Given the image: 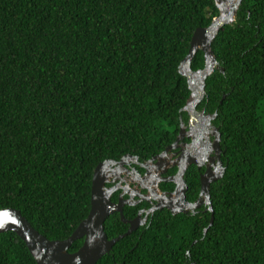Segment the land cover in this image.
<instances>
[{"label": "trees", "instance_id": "obj_1", "mask_svg": "<svg viewBox=\"0 0 264 264\" xmlns=\"http://www.w3.org/2000/svg\"><path fill=\"white\" fill-rule=\"evenodd\" d=\"M218 14L214 0H0V209L69 237L90 212L97 164L159 152L187 123L179 65ZM212 48L220 68L198 108L217 111L226 167L210 187L213 223L212 211L159 210L95 264H264V0H242ZM204 66L198 50L192 68ZM189 187L194 200L198 171ZM127 229L105 221L109 238ZM0 264L38 263L6 231Z\"/></svg>", "mask_w": 264, "mask_h": 264}, {"label": "water", "instance_id": "obj_2", "mask_svg": "<svg viewBox=\"0 0 264 264\" xmlns=\"http://www.w3.org/2000/svg\"><path fill=\"white\" fill-rule=\"evenodd\" d=\"M219 10V14L213 18L208 27H198L191 39L190 49L185 58L179 65V72L187 78L188 87L191 91L185 106L181 111H185L191 115V132L195 133L198 129L203 128L202 124L196 120L200 115L197 106L206 96V80L216 70L220 68L215 52L212 48V43L219 33L220 29L227 24H232L236 17L242 0H214ZM198 50H202L205 56V66L199 69L192 68V61ZM224 72V68H221ZM217 113L213 114L215 118ZM210 118V117H209ZM181 132L179 139L184 137V123L181 124ZM217 141L215 142V150L218 156V166L215 169L211 167L206 173L201 176V192L200 197L195 202L185 200L183 194V186L175 192L174 205H180L174 208L173 204L163 203L158 208H168L173 213L187 212L188 209L199 208L206 204L207 210L212 211L210 220L211 225L214 221L213 206L211 203L210 187L211 184L223 177L226 167L220 157L221 133L215 128ZM194 138V137H193ZM198 146L194 143L190 146L187 152V160L190 163H195L198 166L203 164V161L209 159L207 155L201 157L198 152ZM201 159V160H200ZM215 158H211L214 162ZM109 161L105 160L97 164L94 170L92 187H91V208L88 216L82 220L74 232L65 239H49L47 236L39 232L20 210L7 207L0 209V233L13 231L25 242L32 256L38 264H95L100 258L108 253L113 245L122 237L128 235L135 229L131 223L130 229L114 238H109L105 230V221L108 216L119 211L122 213V205H116L111 201V189L105 190V182L107 180L106 165ZM160 172L156 175L159 176ZM181 186V185H180ZM157 191V190H156ZM158 192V191H157ZM166 196L160 193L158 197ZM171 196V197H173ZM163 199H166L165 197ZM181 199V200H180ZM123 215V214H122ZM124 221H127L124 219ZM207 231V228L205 229ZM78 239H83L82 245L74 252H70L69 248L73 242Z\"/></svg>", "mask_w": 264, "mask_h": 264}, {"label": "flooded vegetation", "instance_id": "obj_3", "mask_svg": "<svg viewBox=\"0 0 264 264\" xmlns=\"http://www.w3.org/2000/svg\"><path fill=\"white\" fill-rule=\"evenodd\" d=\"M202 110L206 111L205 108ZM196 120L203 126V128H200L202 132L199 133V135L191 132L193 124H191V115L187 114V123L185 122L184 124V137L179 139L182 128L180 126V130L175 139L168 143L161 151L152 153L148 157L144 154L139 155L126 152L117 159H106L109 163L108 169L106 168L107 180L104 188L105 190H112L110 198L114 204L122 205V213L115 211L111 213L108 218L111 215H117L124 224L128 225L127 231L130 229L131 223H133L135 229L130 233H143L152 222L155 213L159 210H168L172 216L179 214L195 215L200 212H206L208 208L206 204L199 208L188 209L186 213H173L168 208L157 209V207L166 202L173 204L174 208H178L180 205H174L176 201L170 200L174 199L173 195L182 188V186L185 200L195 202L200 197L202 187L201 176L205 174L210 167L215 169L218 166V161L220 159H218L215 150V142L217 141L215 134V128L217 127L214 123L215 119H208L204 115H199ZM202 133L203 136L199 138ZM194 139L195 145L197 146L199 142H201L198 148L201 157L207 155L209 158L203 161L201 166L190 163V161L187 160V152L194 143ZM220 147L222 149L221 139ZM222 155L223 149L220 153L221 159ZM211 158H215V161L213 162ZM197 171L199 172L200 190L197 198L192 200L190 199L189 183L191 178L196 175ZM159 172L160 174L157 176L156 174ZM160 193L165 194L166 196L164 197L166 199H163L164 197L160 199L158 197ZM124 219L127 221H124Z\"/></svg>", "mask_w": 264, "mask_h": 264}, {"label": "clouds", "instance_id": "obj_4", "mask_svg": "<svg viewBox=\"0 0 264 264\" xmlns=\"http://www.w3.org/2000/svg\"><path fill=\"white\" fill-rule=\"evenodd\" d=\"M206 93H207V91H206ZM206 97V96H205ZM204 97V98H205ZM225 98V97H224ZM202 102V101H201ZM201 102L199 103V105L201 104ZM199 105L197 106V109H198V112L200 113V115L201 116H206L208 119H212L213 118V115H211V114H215V113H217V111L216 112H214V113H209V114H207L208 113V111L206 110V111H204V110H202V109H199L198 107H199ZM181 112H185V111H181ZM187 113V112H186ZM188 114V113H187ZM210 117V118H209ZM216 117H217V115H216ZM216 117L215 118H213V119H216ZM182 122L185 124V122L182 120ZM182 122H181V124H182ZM218 129H219V127H217ZM219 132H220V129H219ZM221 133V132H220ZM224 164V163H223Z\"/></svg>", "mask_w": 264, "mask_h": 264}, {"label": "bare ground", "instance_id": "obj_5", "mask_svg": "<svg viewBox=\"0 0 264 264\" xmlns=\"http://www.w3.org/2000/svg\"><path fill=\"white\" fill-rule=\"evenodd\" d=\"M204 130V129H203ZM207 130V129H206ZM202 131H201V129L199 130H197V132H195V133H197L198 135H199V133H201ZM203 133H205V132H203ZM203 133L200 135V137L199 138H201L202 136H203ZM107 169H108V165H106L105 166Z\"/></svg>", "mask_w": 264, "mask_h": 264}]
</instances>
